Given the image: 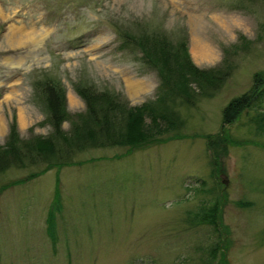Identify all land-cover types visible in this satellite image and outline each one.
I'll return each instance as SVG.
<instances>
[{
  "label": "rangeland",
  "instance_id": "obj_1",
  "mask_svg": "<svg viewBox=\"0 0 264 264\" xmlns=\"http://www.w3.org/2000/svg\"><path fill=\"white\" fill-rule=\"evenodd\" d=\"M143 33L185 41L201 69L228 58L232 74L213 98L178 103L183 138L147 119L153 140L133 153L94 148L1 173L0 264H264V136L253 113L226 128L222 116L264 71V0H0V146L12 124L23 140L53 133L47 78L64 87L67 132L87 108L80 87L128 107L155 100L160 79L132 45ZM197 34L210 58H196ZM209 136L230 142L217 168ZM217 203L218 232L198 221Z\"/></svg>",
  "mask_w": 264,
  "mask_h": 264
},
{
  "label": "trees",
  "instance_id": "obj_2",
  "mask_svg": "<svg viewBox=\"0 0 264 264\" xmlns=\"http://www.w3.org/2000/svg\"><path fill=\"white\" fill-rule=\"evenodd\" d=\"M132 42L141 51L144 64L156 72L160 79L157 98L137 107H128L117 94L80 87L77 91L87 108L84 113L77 115L71 130L67 132L63 129L69 116L64 87L47 78L38 86L41 91L39 94L47 105L53 133L47 137L23 140L16 125L12 124L6 144L0 146V174L13 167L26 166L27 162H41L47 164L49 169L68 166L76 154L94 148L128 147L129 152L133 153L136 146L153 140L149 136L152 131L148 133L140 129L147 119L167 126L169 131H175L176 138H183L180 134L183 121L175 110L178 103L193 105L201 99L213 98L232 74L233 67L228 58L222 66L210 69L197 67L185 41L175 44L163 34L143 33ZM226 53L229 55V51ZM250 115L251 123L264 136V71L254 76L247 93L231 100L224 108L223 128ZM228 141L223 136L208 137V148L216 153V168L226 155ZM218 208V203L212 208L205 207L199 216V224H211L218 232ZM220 245L219 242L216 244L214 259Z\"/></svg>",
  "mask_w": 264,
  "mask_h": 264
},
{
  "label": "bare ground",
  "instance_id": "obj_3",
  "mask_svg": "<svg viewBox=\"0 0 264 264\" xmlns=\"http://www.w3.org/2000/svg\"><path fill=\"white\" fill-rule=\"evenodd\" d=\"M218 23L222 26V27H226L225 21L219 20ZM202 27V24H200L199 29ZM19 31L20 29H13V31ZM201 31V30H200ZM24 35H33L35 34V32L31 33V32H27L25 30H22ZM198 36L196 37V39L194 40V44H193V51L194 54L196 55V58L198 57H203L204 59L210 58L213 54V51L210 49V47L208 46V44H206L202 38L201 35L197 34ZM135 83H129V88L131 93H133L134 95L136 93H134V85ZM1 121V120H0ZM0 131H1V126H0Z\"/></svg>",
  "mask_w": 264,
  "mask_h": 264
}]
</instances>
